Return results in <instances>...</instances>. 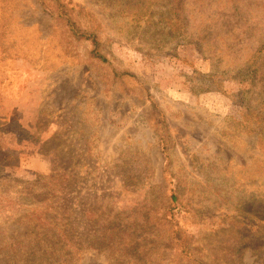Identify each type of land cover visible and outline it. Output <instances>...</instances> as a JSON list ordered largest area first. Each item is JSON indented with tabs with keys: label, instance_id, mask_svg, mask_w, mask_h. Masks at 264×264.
<instances>
[{
	"label": "rangeland",
	"instance_id": "374dc122",
	"mask_svg": "<svg viewBox=\"0 0 264 264\" xmlns=\"http://www.w3.org/2000/svg\"><path fill=\"white\" fill-rule=\"evenodd\" d=\"M0 133V264L41 193L133 227L68 264H264V0H0Z\"/></svg>",
	"mask_w": 264,
	"mask_h": 264
},
{
	"label": "trees",
	"instance_id": "16d2710c",
	"mask_svg": "<svg viewBox=\"0 0 264 264\" xmlns=\"http://www.w3.org/2000/svg\"><path fill=\"white\" fill-rule=\"evenodd\" d=\"M40 1L45 8V0ZM57 10L64 11L65 16L72 8H66V5H58ZM68 21H70V18H68ZM70 26L74 33L90 40L93 46L92 55L95 58L104 59L99 52V41L96 35L84 33L83 31L79 32L80 30L74 22L70 23ZM55 178H58V176L54 173L47 177V180H55ZM19 183V180L13 179L10 176L0 177V199L3 194H5V198L6 194L10 193ZM12 184L15 186H12ZM35 184V182L32 183V185ZM61 185L53 191L56 193L55 196L62 192L60 190ZM3 186L6 189L9 188V190L5 189L2 192L1 188ZM41 190H46L45 186ZM53 195L50 196L51 198L48 193H41L35 196L38 198V202L34 205V212L25 217L21 216L20 220L16 221L18 225L21 223L24 226V231L19 234L14 233L13 237L9 238L10 247H14L13 249L15 251L20 246L32 245L31 250L34 251L32 260L35 261L34 264H68L83 249H94L96 245L108 248L113 243H120L118 239L123 234H127L126 236L129 240L135 242V238H132L131 235L133 227L131 228L129 225L120 224L115 218L100 219L99 221H102V224L99 225L95 222V226L98 225L99 227L96 229L95 236L89 239L82 238L75 233L74 227H72V216L74 212L70 208H66L62 198L59 197L54 201L52 199ZM107 206L104 207V210H106ZM132 233L134 234V232ZM121 243L124 244L125 242L122 240ZM85 245L87 248H85Z\"/></svg>",
	"mask_w": 264,
	"mask_h": 264
},
{
	"label": "crops",
	"instance_id": "0c3cea01",
	"mask_svg": "<svg viewBox=\"0 0 264 264\" xmlns=\"http://www.w3.org/2000/svg\"><path fill=\"white\" fill-rule=\"evenodd\" d=\"M4 135L3 134H1L0 133V139H2V137H3ZM8 146H10V145H8ZM11 147V146H10ZM13 147H18V144L17 143H15V145H13ZM34 153V154H33ZM32 154H33V156H35V157H31L32 159H29V160H27L26 161V163H24V165L26 164L27 166L26 167H32L33 169H35V171H39L40 173L42 172V173H47L48 172V170H49V168H48V166H47V164H45V162H44V164L43 163H41V160H43V158H42V156L40 155V153H39V151H38V149H37V151L36 152H33ZM38 157V162L36 163V164H34V166H32V164H31V161H37L36 160V158ZM34 159V160H33ZM40 161V162H39ZM34 162V163H35ZM26 168H25V166H22L21 168H20V170H25Z\"/></svg>",
	"mask_w": 264,
	"mask_h": 264
}]
</instances>
